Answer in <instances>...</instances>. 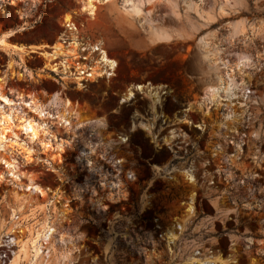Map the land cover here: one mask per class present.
Returning <instances> with one entry per match:
<instances>
[{"label":"rangeland","instance_id":"1","mask_svg":"<svg viewBox=\"0 0 264 264\" xmlns=\"http://www.w3.org/2000/svg\"><path fill=\"white\" fill-rule=\"evenodd\" d=\"M86 1L0 0V264H264V0Z\"/></svg>","mask_w":264,"mask_h":264},{"label":"bare ground","instance_id":"2","mask_svg":"<svg viewBox=\"0 0 264 264\" xmlns=\"http://www.w3.org/2000/svg\"><path fill=\"white\" fill-rule=\"evenodd\" d=\"M86 2H87V4L91 5L90 7L93 6L92 5V0H87ZM134 10H137V8H135ZM165 34L166 33H164V31H162V32L161 31H155V36L157 38H161ZM73 46L75 47L76 43H73ZM95 49H96V47H95ZM100 53H101L100 61H102L103 65L108 66V68L111 70V71L108 72V74L109 75L114 74V72L112 70L115 68L116 62L106 56V53H105L104 49H101ZM99 67H100L99 64H95V65L91 66L90 67L91 71H88V76L94 77L93 71L97 72ZM84 72H85V70H84ZM232 85H233V82L231 80L228 83H223L222 79L219 78L216 82H214L212 84H209V87L211 88L212 86H219L220 88L223 89L224 93L226 95H228L230 93V91H231ZM135 88L140 90V91H142V92H143L144 88H146L147 95L148 96L150 95V97L151 96L155 97V100H158L159 97H160V94H161V92L158 91V88L151 87V86L146 85V84H144V85H136ZM131 96H132V88H130L128 90L126 98L129 99V98H131ZM0 99L4 100L5 102H10V100L7 99L2 94L1 90H0ZM155 100H153V104L155 103ZM39 106L40 105H38V107ZM45 108L46 107L43 104H41V112H43ZM58 112H59V115L57 116L58 117V121H60L61 124L64 125L67 129L68 128L72 129L73 132H75L76 130H79V129H81L83 127V124L76 123L77 120H75V119H76V117L78 118V116L74 115L73 112H70L68 110L67 105H65L61 109H59ZM153 112H154V116L153 117H154V119H156L158 117V114L156 113L155 109H154ZM3 118H5L6 122L11 120V117H9V116L8 117L4 116ZM140 124L143 125V127L146 128L148 131H150L151 130V126H153V124L151 122H149V124L140 122ZM102 125L100 127H98V128H102L103 127ZM135 125H136V123L134 121L133 122V127ZM24 126L28 130H31V132L34 135L36 134L37 127H36V125L34 123L31 122V120H26L25 123H24ZM174 136H175V132L172 129L170 131V138L172 139ZM75 137H80V135L79 134H74V136H73V140L74 141H76ZM98 140H99V142L96 144V146H99V145L101 146V158L106 159L107 162L111 164V166L113 167L114 171H117V173L114 174V177L117 178V181H121L120 173H121V168L124 165V159L121 158V157H117L116 153L112 151V147H113V145L119 144L120 142H125L126 141V136L118 135L117 138L101 137ZM82 141L85 144V146L90 149V152L94 151V148L96 147L94 144H91L90 141H87V139H85V138H83ZM81 154H82V152H81ZM87 162H88V166L90 167V169H89L90 171L96 170V166H93V162H90L88 160H87ZM156 169L160 170V169H162V167L156 166ZM173 170L174 169H172L171 171H173ZM183 173L185 174L186 178L190 182L194 181V178H193V175L191 173V168L190 167H187L184 170ZM125 176L127 178H130V179H134L135 178L134 172L130 171V170H126L125 171ZM119 185H120L119 182H116V181H111L110 182V187L111 188L118 187ZM192 203H193V198H191L190 202L188 203V210L189 211H191L193 209ZM169 236L172 238L174 236V234H170Z\"/></svg>","mask_w":264,"mask_h":264}]
</instances>
